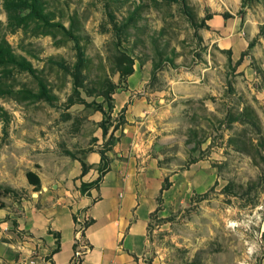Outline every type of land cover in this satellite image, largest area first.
Here are the masks:
<instances>
[{
    "label": "rangeland",
    "instance_id": "rangeland-1",
    "mask_svg": "<svg viewBox=\"0 0 264 264\" xmlns=\"http://www.w3.org/2000/svg\"><path fill=\"white\" fill-rule=\"evenodd\" d=\"M184 1L0 0L25 62L0 64V264L37 257L19 220L50 171L101 152L159 184L141 264H264V0Z\"/></svg>",
    "mask_w": 264,
    "mask_h": 264
},
{
    "label": "crops",
    "instance_id": "crops-1",
    "mask_svg": "<svg viewBox=\"0 0 264 264\" xmlns=\"http://www.w3.org/2000/svg\"><path fill=\"white\" fill-rule=\"evenodd\" d=\"M128 111L126 120L130 123ZM126 141H130V136L121 138L111 154H119ZM100 161L95 154L86 159L95 167ZM118 167L111 162L99 186L85 193H81L80 186L95 179L93 168L88 167L81 176L80 162L79 165L68 162L64 170L58 167L59 177H54V172L50 171L51 191L47 189L46 193H41L37 205L32 209L26 207L19 220V228L42 244L31 264H73L75 251L81 248L79 241L90 246L82 249L77 258L81 261L79 264H141L140 257L147 243V219L156 208L159 184L148 182L142 174L131 170L117 172ZM41 185L46 190L42 181ZM87 220L93 222L83 230L81 237V229L77 231V226ZM58 235L60 248L52 253Z\"/></svg>",
    "mask_w": 264,
    "mask_h": 264
},
{
    "label": "trees",
    "instance_id": "trees-1",
    "mask_svg": "<svg viewBox=\"0 0 264 264\" xmlns=\"http://www.w3.org/2000/svg\"><path fill=\"white\" fill-rule=\"evenodd\" d=\"M31 1H32L31 8H32L34 14L37 15L38 18H40V19L45 18L47 16V13L45 12V10L42 8V6L40 4H37L38 0H31ZM7 2L14 3L13 0H7ZM181 2L183 4L185 3L184 0H181ZM24 63L25 62L23 60H18L15 57V55L13 54V52L11 51V49L9 48V46L7 44L0 43V64H5V65L11 64V65H15V66H19V67L23 68ZM41 95H42V92H41ZM0 119L3 121L4 126L6 125V123H8V120H9V115L1 107H0ZM100 157H101L100 163L103 164V167L99 170V175L96 178V180L92 184H90V185H94L95 187L99 186L104 175L109 170V166L106 163L107 159H106L104 153L101 152ZM79 162L81 165V176H83L87 172V166L85 165L84 162H82V161H79ZM25 177H26L27 183L30 186H32L35 191H38L40 189V179L34 172H31V171L26 172ZM88 189H89V186L87 187V185L84 183L81 184V186H80L81 193H85ZM1 207L2 206H0V208ZM92 222H93L92 220H88V221L84 222V224L81 226V237L84 236L83 230L85 228H87L89 225H91ZM77 247H78V245L75 243L74 250H76ZM85 247H86V249H88L90 246L88 244H85ZM59 248H60V242H59V235H58L57 239H56V248L52 251V253H56L57 251H59ZM48 259L50 260V258H48ZM80 262L81 261H79V263Z\"/></svg>",
    "mask_w": 264,
    "mask_h": 264
},
{
    "label": "built area",
    "instance_id": "built-area-1",
    "mask_svg": "<svg viewBox=\"0 0 264 264\" xmlns=\"http://www.w3.org/2000/svg\"><path fill=\"white\" fill-rule=\"evenodd\" d=\"M77 255H78V253H77ZM77 258H78V256L75 255V261H77Z\"/></svg>",
    "mask_w": 264,
    "mask_h": 264
}]
</instances>
